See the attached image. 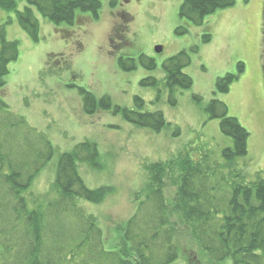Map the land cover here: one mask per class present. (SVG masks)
Here are the masks:
<instances>
[{"label":"trees","instance_id":"16d2710c","mask_svg":"<svg viewBox=\"0 0 264 264\" xmlns=\"http://www.w3.org/2000/svg\"><path fill=\"white\" fill-rule=\"evenodd\" d=\"M21 1L0 0V9L15 12L16 21L34 42L43 37L36 12L46 22L73 27L99 20L103 7V0H25L19 9ZM235 3L183 0L179 15L200 25L206 16ZM13 21L11 17L0 21V264H174L183 253L181 239H186L194 258H203L207 264H264L263 172L248 171L251 158L242 162L249 153L250 132L220 99L204 104L202 96L193 95L210 119L220 120L221 133L231 144L224 143L218 150L192 142L167 160L145 163L146 177L134 194L136 211L124 225L116 226L114 239H107L99 217L86 206L99 205L114 192L109 185L89 186L83 176L85 167L102 168L97 141L86 138L61 152L49 190L36 192V179L57 148L4 99L11 64L20 57V41L7 34ZM188 30L180 25L176 33ZM210 40L211 35H205L202 41ZM191 50L197 52L198 47ZM138 64L149 70L158 68L155 59L145 54L138 60L125 55L118 58L124 71ZM190 64L191 55L183 50L163 62V79L147 76L140 85L156 91L155 101L169 94L168 102L176 105V91L194 84L184 71ZM244 71L245 63L239 62L236 73L218 78L217 91L228 93ZM69 87L78 88L87 115L111 112L135 127L157 133L172 128L164 112L148 110L140 95L128 107L86 86ZM174 129L173 136L181 135L179 127Z\"/></svg>","mask_w":264,"mask_h":264},{"label":"rangeland","instance_id":"374dc122","mask_svg":"<svg viewBox=\"0 0 264 264\" xmlns=\"http://www.w3.org/2000/svg\"><path fill=\"white\" fill-rule=\"evenodd\" d=\"M110 1L103 0L99 20L73 27L46 22L36 12L42 25L40 42L20 27L15 12L0 9L1 22L14 19L7 26L8 38L20 41V57L11 64L4 99L57 148L33 188L40 193L49 190L61 152L86 138L97 141L102 168L85 167L82 173L89 186L114 189L101 204L86 205L99 217L108 240L114 239L116 226L124 225L136 211L134 194L146 177L145 163L167 160L192 142L218 150L224 143L231 144L221 133L220 120L210 119L203 106L193 101L194 94L202 96L204 104L213 98L227 104L230 115L250 132L249 153L242 162L251 158L248 171H262L264 176V0H236L235 6L206 16L200 25L180 17L183 0H116L115 6ZM26 3L21 1L19 9ZM180 25L188 26L189 32L177 34ZM205 35H211L207 43L202 41ZM157 46L163 50L157 52ZM195 47L198 51L192 52ZM183 50L191 55L184 71L193 78L192 88L176 91V105L168 102L169 94L155 101L156 91L140 85V80L163 79V62ZM140 54L154 58L158 68L138 64L124 71L119 67L120 56L138 60ZM239 62L245 63V71L228 93L218 92V78L236 73ZM70 84L86 86L98 96L108 94L128 107L140 95L148 110L164 112L172 128L157 133L111 112L87 115L78 88ZM174 127L180 128L181 135L173 136ZM181 244L183 253L174 264H207L193 257L186 239Z\"/></svg>","mask_w":264,"mask_h":264},{"label":"water","instance_id":"95a60500","mask_svg":"<svg viewBox=\"0 0 264 264\" xmlns=\"http://www.w3.org/2000/svg\"><path fill=\"white\" fill-rule=\"evenodd\" d=\"M162 50H163V46H157V47H156V51H157V52H161Z\"/></svg>","mask_w":264,"mask_h":264}]
</instances>
